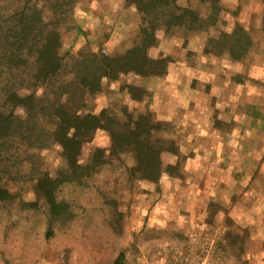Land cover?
<instances>
[{"label":"rangeland","instance_id":"obj_1","mask_svg":"<svg viewBox=\"0 0 264 264\" xmlns=\"http://www.w3.org/2000/svg\"><path fill=\"white\" fill-rule=\"evenodd\" d=\"M123 1L75 0L71 9L62 10L63 15L56 13L63 51L72 55L83 50L113 53L132 46L139 17L124 7ZM221 1L230 13L206 32L160 31L151 55L169 58L167 77L122 76L108 87L105 96L88 100L87 109L99 113L104 108L124 105L135 114L148 112L154 122L167 125L168 131L162 135L172 138L178 147V158L166 154L164 160L178 161L180 166L190 162L195 149L205 147L207 139H193L189 133L207 120L210 124L219 121L221 126L224 122L218 119L224 114L238 112L240 83L244 89L255 88V83L261 82L264 99L263 3ZM50 5L48 0H0V71L8 69L4 55L15 34L16 16L23 11L31 15L36 7L49 19L53 11ZM191 7L201 15L208 12L197 2ZM235 22L254 41L257 39L248 56L232 62L226 54H205L207 40L221 31H230ZM169 83L179 89L173 90V97L163 98ZM127 84L147 90V99L131 101L120 90ZM188 97L193 99L191 105H174L176 98L183 101ZM169 111L177 117L172 118ZM108 145V135L96 132L85 145L82 161L87 163L95 148ZM60 153L57 146L41 150L21 142L0 147V187L20 192V196L0 203V264H112L120 253L124 254V264H250V234L219 215V204H194L198 216L193 218L192 200L181 204L172 197H163V190L173 188L172 178L163 180L166 186L163 182H130L116 163L97 170L82 184L60 186L57 199L69 205L71 217L60 222L49 220L46 205L34 192V180L42 172L53 176L61 168ZM125 162L130 163L127 159ZM163 213L170 218L163 219Z\"/></svg>","mask_w":264,"mask_h":264},{"label":"trees","instance_id":"obj_2","mask_svg":"<svg viewBox=\"0 0 264 264\" xmlns=\"http://www.w3.org/2000/svg\"><path fill=\"white\" fill-rule=\"evenodd\" d=\"M48 1L53 10L49 19L36 7L31 15L23 11L16 16L15 34L4 55L8 69L0 71V147L21 142L41 150L60 148L61 168L53 176L42 172L34 180V192L46 205L49 220L60 222L69 220L71 213L69 205L57 199L59 187L82 184L103 167L116 163L128 181L153 185L178 173V161L164 160L166 154L179 157L176 142L162 135L167 125L124 105L99 113L86 105L93 97L105 96L122 76L167 77L169 58L151 55L160 31L203 33L216 27L230 9L221 0H124V7L139 17L132 46L113 53L83 50L72 55L63 51L56 13L63 15L62 10L71 9L75 0ZM192 2L206 7L207 14L192 8ZM253 45L251 34L235 22L230 31L209 38L204 53L226 54L230 61L241 62ZM120 88L131 101L148 97L139 86ZM98 131L108 135V148H95L90 160L83 162L85 145ZM16 196L20 192L0 187V203ZM124 260L120 253L112 264Z\"/></svg>","mask_w":264,"mask_h":264},{"label":"crops","instance_id":"obj_3","mask_svg":"<svg viewBox=\"0 0 264 264\" xmlns=\"http://www.w3.org/2000/svg\"><path fill=\"white\" fill-rule=\"evenodd\" d=\"M261 3L264 7L263 0ZM240 85L238 112L224 114L218 119L224 122L221 126L215 120L211 124L210 120L203 121L200 126L197 124L194 132L189 134L193 139L196 136L206 138L203 144L207 145L195 149L194 155L188 159L190 162H184L172 178L175 182L173 188L163 187L162 193L164 198L172 197L181 204L192 200L193 218L198 216L195 205L219 204V215L233 220L250 234L253 241L247 250L252 253L250 264H264V99H261V82L255 83V88L245 86L246 89H242L244 84ZM168 86L169 91L163 98L173 97V90L179 89L176 84L175 87L170 83ZM174 102L177 107H185L191 105L193 99L188 97L182 101L176 98ZM169 114L172 118L177 117L171 111ZM163 180L160 183L166 186L167 182ZM162 218L170 216L163 213Z\"/></svg>","mask_w":264,"mask_h":264}]
</instances>
